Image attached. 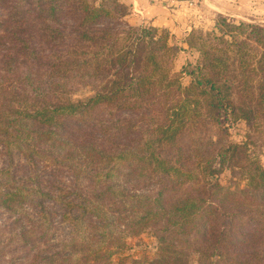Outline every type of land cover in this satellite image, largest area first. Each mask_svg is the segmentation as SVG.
Instances as JSON below:
<instances>
[{
    "label": "trees",
    "instance_id": "obj_1",
    "mask_svg": "<svg viewBox=\"0 0 264 264\" xmlns=\"http://www.w3.org/2000/svg\"><path fill=\"white\" fill-rule=\"evenodd\" d=\"M119 11L133 13L118 0H0V147L8 160L0 207L35 210V226L21 233L34 240L25 264H124L111 251L126 214L120 190L149 179L157 188L139 202L138 220L165 227L157 255L144 264H264V167L246 139L216 144L209 157L199 150L202 140L214 144L201 138L213 125L264 122V28L220 17L219 34L192 29L186 43L199 58L182 86L167 31L128 26L120 44L105 25ZM105 70L113 73L90 96L52 95L66 73L104 79ZM96 113L108 118L90 124ZM225 168L238 170L246 186L209 181ZM25 169L35 178L30 187L14 179ZM58 170L72 178L64 194L50 183ZM53 214L67 235L52 245Z\"/></svg>",
    "mask_w": 264,
    "mask_h": 264
},
{
    "label": "rangeland",
    "instance_id": "obj_2",
    "mask_svg": "<svg viewBox=\"0 0 264 264\" xmlns=\"http://www.w3.org/2000/svg\"><path fill=\"white\" fill-rule=\"evenodd\" d=\"M98 2L100 0H94ZM120 3L126 5L127 9H132L130 0H118ZM191 5L177 4L171 0H150L151 3L157 5L156 7L163 9L173 20L174 24L171 27L163 26L158 23H148V21L135 22L133 18H130L120 11L116 13L115 19L105 23L106 26L114 27L112 31L121 39L124 37V32L128 26L135 27L137 25L157 27L160 30L165 29L167 31V42L169 45L174 46V54L172 57V73L179 75V82L182 86H186L189 83L190 76L188 71L197 63L199 53L188 47L186 43L188 33L194 29L205 32L218 31L220 26L216 22L219 21L220 17H224L226 21L232 24L239 23H255L259 24L264 28V0H189ZM162 9V8H161ZM144 16V12L142 13ZM187 25V29H183V24ZM64 28L68 29L71 25V21L65 20L63 23ZM228 35H225L227 39ZM44 47V46H41ZM94 48H91L93 50ZM96 51V50H95ZM165 61L167 63H165ZM162 66L164 69L168 66V56L162 57ZM77 67V66H76ZM72 67L70 70H72ZM106 77L100 75H89L88 73H75L69 72L63 76L62 80H59L58 93L54 90L52 95H68L72 100L83 99L93 94V88L96 85L101 84L107 77L108 73L112 71H106ZM113 73V72H112ZM103 79V80H102ZM46 80V79H45ZM62 96V97H64ZM107 113H96L95 116L87 118L90 124L95 123L97 120L107 119ZM145 124V123H144ZM227 130L219 129L217 125L211 126L208 130H204V134L201 135L202 139L210 138L213 141V145H209L208 141H201L199 146L200 153H204L206 156H211L215 145L219 143H226L242 141L244 139L248 142V152L251 156L256 157L260 164L264 167V122H255L254 125L248 126L243 120H231L227 124ZM91 129V128H90ZM113 129V128H111ZM95 130V129H93ZM91 131V130H90ZM89 133V132H88ZM185 140L187 138H184ZM91 139L88 140V142ZM206 141V140H205ZM204 142V143H203ZM17 160V159H14ZM17 164H13L14 169L21 166V161H16ZM8 160L6 155L0 147V170L7 168ZM215 163V162H214ZM213 163V164H214ZM47 170V168H45ZM33 171H36L33 169ZM238 170L234 172L224 169L223 172L217 175L209 176V181H217L219 185L230 190H236L244 188L246 181L239 178ZM27 169L16 172L14 176L15 181L22 187H30L35 178H28ZM43 186L44 189L48 188V181L51 179L49 174L44 173L43 175ZM53 182L51 184H58L63 186L64 190L62 194L69 192L64 185L71 184V176L66 171L59 170L54 172ZM48 179V181H46ZM16 183V184H17ZM17 184V185H18ZM157 184L153 179L140 182L136 185L128 184L125 185L120 193L123 200L120 207H122L126 214L120 216V223L114 230L113 241L111 244V251H113L112 260L113 262H119L124 264H144L146 261L155 258L158 253L160 242L158 241L159 235H164V227L161 221L151 220L146 224H141L138 220L142 211L136 212L139 208H142L140 201L151 199L157 188ZM84 189V190H83ZM84 195L87 194L89 187L83 188ZM45 205L48 209L55 208L52 201L47 200ZM130 207H133L130 209ZM27 210L26 214L20 210L12 209L6 210L0 207V261L10 262L14 261L18 264H25L27 259L29 260L33 255V249L31 245L34 240H28L21 235L23 229L35 226L37 222L36 214L30 206H25ZM118 209V210H119ZM53 225L56 228V235L50 241V244L57 243L58 240L62 239L67 235V230L64 225L59 221L60 217L57 214H53ZM125 216V217H124ZM49 243V242H48ZM49 247V245H43ZM195 255H191V260H195ZM28 262V261H27Z\"/></svg>",
    "mask_w": 264,
    "mask_h": 264
},
{
    "label": "crops",
    "instance_id": "obj_3",
    "mask_svg": "<svg viewBox=\"0 0 264 264\" xmlns=\"http://www.w3.org/2000/svg\"><path fill=\"white\" fill-rule=\"evenodd\" d=\"M174 3L177 4H184V6L187 7L188 5L192 6V3L189 0H171ZM130 6L132 10V15L130 18H133L135 22H142V21H148V23H158L163 26L171 27L174 22L170 18L169 15L163 9H166L165 7L158 8L156 7L154 3H151L150 0H130ZM144 12V16L142 13ZM183 24V23H181ZM182 28L185 30L187 29V25L183 24Z\"/></svg>",
    "mask_w": 264,
    "mask_h": 264
}]
</instances>
